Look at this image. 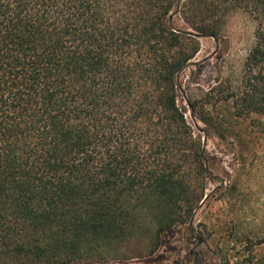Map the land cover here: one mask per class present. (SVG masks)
Returning a JSON list of instances; mask_svg holds the SVG:
<instances>
[{"label": "trees", "instance_id": "16d2710c", "mask_svg": "<svg viewBox=\"0 0 264 264\" xmlns=\"http://www.w3.org/2000/svg\"><path fill=\"white\" fill-rule=\"evenodd\" d=\"M231 12L253 26L237 75L186 99L218 137L219 104L264 117V0H0V264H87L145 210L154 247L188 223L206 152L178 77Z\"/></svg>", "mask_w": 264, "mask_h": 264}, {"label": "rangeland", "instance_id": "374dc122", "mask_svg": "<svg viewBox=\"0 0 264 264\" xmlns=\"http://www.w3.org/2000/svg\"><path fill=\"white\" fill-rule=\"evenodd\" d=\"M224 23L219 41L199 38L198 54L178 77L177 103L206 152L204 196L192 218L163 232L154 247L156 217L142 211L130 236L88 250L85 263L264 264V117L236 119L230 103L219 104L211 112L218 137L186 104L199 103L218 79L237 75L253 26L241 12L229 13ZM173 25L181 27L175 18Z\"/></svg>", "mask_w": 264, "mask_h": 264}]
</instances>
